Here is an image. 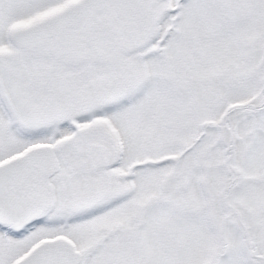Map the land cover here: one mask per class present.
<instances>
[{
	"label": "snow or ice",
	"instance_id": "obj_1",
	"mask_svg": "<svg viewBox=\"0 0 264 264\" xmlns=\"http://www.w3.org/2000/svg\"><path fill=\"white\" fill-rule=\"evenodd\" d=\"M0 264H264V0H0Z\"/></svg>",
	"mask_w": 264,
	"mask_h": 264
}]
</instances>
